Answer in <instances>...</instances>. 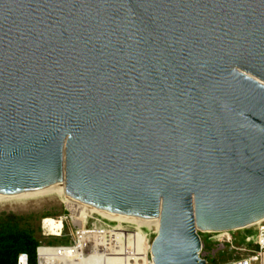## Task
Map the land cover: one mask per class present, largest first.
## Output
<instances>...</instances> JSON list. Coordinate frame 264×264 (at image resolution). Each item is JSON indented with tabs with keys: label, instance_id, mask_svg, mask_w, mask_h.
Masks as SVG:
<instances>
[{
	"label": "water",
	"instance_id": "1",
	"mask_svg": "<svg viewBox=\"0 0 264 264\" xmlns=\"http://www.w3.org/2000/svg\"><path fill=\"white\" fill-rule=\"evenodd\" d=\"M63 174L153 264L264 217V0H0V196Z\"/></svg>",
	"mask_w": 264,
	"mask_h": 264
},
{
	"label": "rangeland",
	"instance_id": "2",
	"mask_svg": "<svg viewBox=\"0 0 264 264\" xmlns=\"http://www.w3.org/2000/svg\"><path fill=\"white\" fill-rule=\"evenodd\" d=\"M9 211L21 214L34 212L37 215L42 213H51L50 216L43 217L39 220L40 233L38 236L42 241L39 264H81V255L79 252L80 248L78 249L76 244L77 238L85 233L90 237H96L99 239L119 235L127 243V246L124 249L126 250L128 245L131 243L140 241L143 243H149L150 240L152 241L157 232L156 228L153 226L135 228L129 223H124V226L113 225L112 227H109L102 221H99L97 217L87 218L86 215L81 216L76 214L77 210L71 209L70 205L65 203V201L57 195L42 196L34 199H28L24 202L0 203V213ZM55 218H59L63 222V225L60 228V235L50 232V230L46 227V220ZM33 221L36 225L37 218H34ZM89 227H93L96 232L104 231L105 234H94ZM254 228L255 227L251 226L248 228L228 231L224 234L221 232L210 233L197 231L202 243L199 255L202 258H206L208 264H215L217 262L231 259L233 257V253L244 246V237L248 239L249 243H253L255 241V237L252 234V232H255ZM204 238L209 241L206 246L204 245ZM50 241L52 244H48ZM146 246L147 245H145L144 249L145 262L150 260L151 257ZM124 250L116 253L105 261H102L104 260L102 259L99 262L89 264H132L126 258L123 252Z\"/></svg>",
	"mask_w": 264,
	"mask_h": 264
},
{
	"label": "bare ground",
	"instance_id": "3",
	"mask_svg": "<svg viewBox=\"0 0 264 264\" xmlns=\"http://www.w3.org/2000/svg\"><path fill=\"white\" fill-rule=\"evenodd\" d=\"M50 195H57L60 198H62L65 203H68L66 201V185H65V177L63 174L62 177V187H58V188H50V189H45V190H39V191H34V192H28V193H20V194H13V195H5V196H0V203H9V202H24L28 199H34V198H38V197H42V196H50ZM69 204V203H68ZM71 209H76L77 212L76 214L78 215H86L87 218H93L94 216H91L77 208H75L74 206H72L71 204H69ZM99 221H102L104 224H106L109 227H112L113 225H119V226H124L125 222H118V221H106L103 219L98 218ZM264 220V217L258 219L256 222L249 224V225H241L239 227H234L235 229L237 228H248V227H255V225ZM131 224V223H129ZM63 225V222L61 219H47L46 220V227L50 230V232L60 235L61 234V227ZM159 225H160V217L158 216L157 218V224H132V226H134L135 228H143V227H154L156 228L158 233L159 230ZM133 227V228H134ZM197 231H201V232H221L222 234H224L225 232H227V230H220V231H214V230H210V229H205V228H201L198 229ZM90 243V247H91V253L86 252L85 249V245ZM77 244L80 248V255H81V262L85 263V264H89V263H96L101 261L102 259L106 258V257H111L113 255H115L118 252H121L122 250L125 249V247L127 246L126 241L119 235H114L113 237L110 238H104V239H99L96 237H90L88 236V234H83L79 237ZM145 245H147V251L150 253V260H148L147 262H145L144 260V249H145ZM126 258L128 259V261H130L132 264H153V255H152V243L151 240L149 241V243H143V242H135V243H131L128 245V247L126 248V250L123 251ZM146 252V251H145Z\"/></svg>",
	"mask_w": 264,
	"mask_h": 264
},
{
	"label": "trees",
	"instance_id": "4",
	"mask_svg": "<svg viewBox=\"0 0 264 264\" xmlns=\"http://www.w3.org/2000/svg\"><path fill=\"white\" fill-rule=\"evenodd\" d=\"M51 213L36 214L34 212L21 214L12 211L0 213V264H17L20 254L27 255V264H39L37 255L40 259L42 241L38 234L40 233L39 220L43 217L50 216ZM37 218V224L33 219ZM87 222V220L85 219ZM89 229L95 234L103 235L104 231L96 232L93 227ZM255 237V232L253 233ZM79 237L77 238L78 241ZM127 239V238H126ZM213 240V239H211ZM129 242V241H128ZM204 245H208L204 238ZM248 242V239H247ZM48 244H52L50 241ZM78 249L79 246L76 244ZM38 247V248H37ZM80 250V249H79ZM80 252V251H79ZM110 257L104 258L105 261ZM81 264H84L81 262ZM216 264V263H215Z\"/></svg>",
	"mask_w": 264,
	"mask_h": 264
},
{
	"label": "built area",
	"instance_id": "5",
	"mask_svg": "<svg viewBox=\"0 0 264 264\" xmlns=\"http://www.w3.org/2000/svg\"><path fill=\"white\" fill-rule=\"evenodd\" d=\"M255 241L247 242L246 237L243 238V247L233 253L231 259L217 262L216 264H264V220L255 225ZM206 264L208 261L206 258ZM17 264H27V255L22 253L18 257Z\"/></svg>",
	"mask_w": 264,
	"mask_h": 264
},
{
	"label": "flooded vegetation",
	"instance_id": "6",
	"mask_svg": "<svg viewBox=\"0 0 264 264\" xmlns=\"http://www.w3.org/2000/svg\"><path fill=\"white\" fill-rule=\"evenodd\" d=\"M107 231V230H106ZM108 232V231H107Z\"/></svg>",
	"mask_w": 264,
	"mask_h": 264
}]
</instances>
